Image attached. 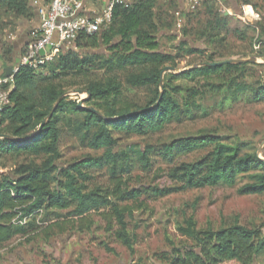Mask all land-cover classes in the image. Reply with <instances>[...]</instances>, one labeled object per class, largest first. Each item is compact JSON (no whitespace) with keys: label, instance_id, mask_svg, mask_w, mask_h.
Returning <instances> with one entry per match:
<instances>
[{"label":"trees","instance_id":"obj_1","mask_svg":"<svg viewBox=\"0 0 264 264\" xmlns=\"http://www.w3.org/2000/svg\"><path fill=\"white\" fill-rule=\"evenodd\" d=\"M131 1L128 6L115 4L112 20L101 32H79L70 47L60 48L59 54L39 70L19 66L6 86L10 90V104L0 116V135L10 138L0 139V161L12 157L14 160L25 158V162L10 175L0 174V246L29 234L25 225L13 223L16 217L33 221L41 215L53 214L60 218L63 215L55 212L68 211L66 216L69 218L84 219L109 209L119 226L116 237L134 253L126 209L120 203L138 201L144 195L140 190L124 189L121 178L132 172L135 163L149 168L150 149L145 152L133 148L116 151L118 143L114 134L148 136L180 123L183 116L197 106L192 101L193 96H184L181 105L173 80L208 79L209 91L222 95L220 108L239 100L248 103L264 100V81L254 89L245 80L248 69L255 62L203 66L224 57L219 47L227 41L222 35L229 32L231 20L229 16L217 13V1L206 2L190 12L197 13V18L205 17L206 21L197 19L196 27L185 28L181 40L171 47L172 51L163 50L161 45L163 37L177 40V36L162 34L171 30L172 25L167 22L171 18L169 11L158 9L160 0ZM29 3V0H0V36L6 31H14L18 19L32 18ZM236 4L240 8V3ZM245 4L252 5V2ZM179 6L178 0H174L167 7L176 11ZM189 23L192 25V21ZM262 28L261 38H264V26ZM236 34L247 39L242 31ZM194 40H199L205 47H195L191 44ZM13 52V47L5 44L0 55L3 76L7 67L15 65ZM251 54L249 52L243 58ZM255 56L264 58V54ZM190 57H197V64L192 62L189 69L179 74L164 73L163 91L160 92L164 70L170 67L181 71L178 69L180 61ZM195 65L198 67L193 68ZM104 70L103 77H97V73ZM121 74L130 88L151 91L152 96L146 104L132 108L122 105ZM216 76L220 77L218 84L212 83ZM77 86L90 94L83 107L65 96ZM65 123L73 125L71 129L80 135L85 146L96 152L102 151L103 155L59 165ZM209 149L211 151L205 156L171 169L169 177L179 183V187L157 190L152 196L166 197L179 191L218 185L235 187L243 178L248 182L239 187V194L264 195V158L253 150H246L244 144L225 143L222 137L211 134L181 137L164 145L162 157L174 164L178 155ZM95 170H106L109 177L119 183L113 194L89 187L90 172ZM177 230L195 245L184 250L173 248L169 264H254L264 252V234L242 225L238 219L220 229L201 231L191 216L183 225H178ZM107 250L112 251L109 247Z\"/></svg>","mask_w":264,"mask_h":264},{"label":"rangeland","instance_id":"obj_2","mask_svg":"<svg viewBox=\"0 0 264 264\" xmlns=\"http://www.w3.org/2000/svg\"><path fill=\"white\" fill-rule=\"evenodd\" d=\"M172 1L174 0H160L158 4V9L169 11L171 16L167 19L172 25L171 30L167 29L162 34L177 36V40L162 38V49L167 51H172L171 47L181 40L185 28L196 27L194 23H197V19L206 21L201 15L197 18V13L190 14L181 4L176 11L168 8ZM234 1L239 2L240 8H245L246 12L237 14L239 7L234 5ZM247 1L252 2V5H246ZM216 10L219 14L229 16L231 20L229 32L222 35L227 41L219 47L224 57H218L216 61L251 59L255 55L264 54V38H261L264 26L263 1L219 0ZM189 21H192V25ZM237 31L244 32L247 39L240 38ZM11 33L6 31L3 39L10 40ZM198 41H191V44L204 48ZM249 52L252 54L243 58ZM197 59L190 57L180 61L178 69H189L191 66L188 65L192 62L193 65L197 64ZM254 64L248 69L245 80L252 88L257 89L264 81V58L257 59ZM1 72L2 68L0 74ZM105 72L97 73V77H103ZM120 79L123 84L122 105L132 108L144 105L150 100V90L130 88L124 83V74H121ZM219 81L220 77L217 76L212 79L214 84ZM209 83L206 78L172 81L173 88L178 89L175 94L181 105L184 96H193L192 101L197 106L192 112L185 114L180 123H173L162 132L148 136L114 134L118 143L116 151L133 148L145 152L150 149L149 168H144L142 163H135L132 172L121 178L124 189L140 190L144 195L138 201L120 203L126 209V222L128 232L134 240V253L116 237L119 226L109 209L93 213L84 219L69 218L66 216L68 211H58L55 213L63 215L60 218L53 214L41 215L33 221L30 218L21 220L16 217L13 223L25 225L29 234L26 237H16L0 246V264H169L173 257V248H194V242L177 230L178 225H183L185 219L191 216H194L197 228L201 231L209 228L220 229L238 219L242 225L264 234V195H241L238 192L239 187L248 182L247 178L240 179L239 185L235 187L218 185L179 191L166 197L152 196L156 195L157 190H171L180 186L169 177L175 165L195 161L211 151L209 149L178 155L175 163L170 164L163 159L162 150L164 145L170 144L176 138L211 134L222 137L225 143L244 144L246 150H253L264 158V100L254 103L239 100L228 107L220 108L222 95L209 91ZM77 87L68 91L65 96L77 102H85L87 94L80 95L82 87ZM159 91L163 90L160 88ZM72 127L71 123H65L62 127V158L59 165L66 166L84 157L103 155L104 152H96L85 146ZM24 159L4 157L0 161V174L10 175L18 165L25 162ZM90 175V188L109 191L110 195L117 190L119 183L113 181L106 170H95ZM107 247L112 251L107 250ZM254 264H264V252L256 258Z\"/></svg>","mask_w":264,"mask_h":264},{"label":"built area","instance_id":"obj_3","mask_svg":"<svg viewBox=\"0 0 264 264\" xmlns=\"http://www.w3.org/2000/svg\"><path fill=\"white\" fill-rule=\"evenodd\" d=\"M219 0H184L188 12L196 11L206 2ZM115 4H130L129 0H113L104 11L95 17L82 14L84 10L83 0H51L46 10L40 11V28L31 35V41L27 46L19 65L14 68V73L19 66H28L39 70L59 54V49L71 44L79 32L95 34L101 32L110 24ZM44 51V55L41 54ZM13 73V74H14ZM0 74V116L3 110L10 104V90L6 86L12 81Z\"/></svg>","mask_w":264,"mask_h":264},{"label":"crops","instance_id":"obj_4","mask_svg":"<svg viewBox=\"0 0 264 264\" xmlns=\"http://www.w3.org/2000/svg\"><path fill=\"white\" fill-rule=\"evenodd\" d=\"M84 1V10L82 14L88 17H95L100 15L106 6H108L113 0H83ZM29 5L31 7V12L33 13L32 18L25 19L21 18L16 21V28L14 31H11L10 40L3 39L4 36H0V55L5 44H9L13 47V54L16 67L21 59L22 54L25 52L27 46L31 41V35L34 31L40 28V11L46 10L50 6L51 0H29ZM132 3L131 0H129ZM179 4L182 7H186L184 0H178ZM248 7V6H247ZM241 9V10H240ZM245 11V8L237 9V14H242ZM246 12V11H245ZM6 41V42H4ZM4 42V43H3ZM18 61V62H16ZM2 68L0 62V69Z\"/></svg>","mask_w":264,"mask_h":264},{"label":"water","instance_id":"obj_5","mask_svg":"<svg viewBox=\"0 0 264 264\" xmlns=\"http://www.w3.org/2000/svg\"><path fill=\"white\" fill-rule=\"evenodd\" d=\"M234 5H236V3H235V1H234ZM99 52V51H98ZM97 52V53H98ZM41 54L42 55H44V51H41ZM257 59H262L261 57H253V58H251V59H229V60H226V61H221V62H215V63H204L203 64V66H210V67H216V66H222V65H224V64H238V65H240V64H246V63H254V62H256V60ZM196 67H198V65H195L193 68H196ZM187 70V69H186ZM186 70H183V71H177L176 69H174V68H170V67H168V68H166L165 70H164V72L162 73V79H161V89H163V74L164 73H166V72H171V73H175V74H179V73H182V72H184V71H186ZM13 73H14V68H13V66H10V67H7L6 69H5V74H4V77L5 78H11L12 76H13ZM79 94L80 95H82V94H85V92H83V91H80L79 92ZM87 94V97H86V99L85 100H87L88 98H89V93H86ZM83 100H81V101H79L78 102V106L79 107H83ZM58 104V103H57ZM53 112H54V109H53V111L51 112V114L49 115V119L51 118V116H52V114H53ZM45 124V122L41 125V128H42V126ZM2 138H10L9 136H6V135H0V139H2Z\"/></svg>","mask_w":264,"mask_h":264}]
</instances>
